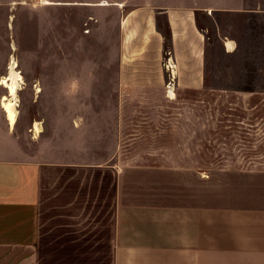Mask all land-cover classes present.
I'll list each match as a JSON object with an SVG mask.
<instances>
[{
    "label": "crops",
    "instance_id": "1",
    "mask_svg": "<svg viewBox=\"0 0 264 264\" xmlns=\"http://www.w3.org/2000/svg\"><path fill=\"white\" fill-rule=\"evenodd\" d=\"M74 5L94 14L71 36L105 56L26 71L41 122L24 155L7 121L0 139V264H264V169L191 166L182 149L209 113L175 105L264 100V0Z\"/></svg>",
    "mask_w": 264,
    "mask_h": 264
},
{
    "label": "rangeland",
    "instance_id": "2",
    "mask_svg": "<svg viewBox=\"0 0 264 264\" xmlns=\"http://www.w3.org/2000/svg\"><path fill=\"white\" fill-rule=\"evenodd\" d=\"M88 1L93 2V0H0V84L11 69L20 76L14 99L17 124L10 133L11 140L7 142L18 155L25 153L26 136L31 130L27 131L26 126H31L33 121L41 122V116L33 115L27 119L26 71H31V66L40 65L41 61H51L56 65L58 60L105 56L104 51L99 53L97 45L91 41L86 42L83 50H80L81 39L71 36L75 30L82 33L89 31L91 22L89 17L93 16L94 11L88 7L74 5ZM50 2L60 5L47 6L51 4ZM96 15L105 17L107 14L96 12ZM7 95V90L0 85V108L2 98ZM175 105L179 108L193 107L197 112L204 109L209 113L193 117L194 144H198V147L188 149V154L182 149L187 159L193 154L194 163L190 164L191 166L210 172L221 169H264V100L198 99L195 96L190 100H178ZM4 115L3 111L0 112V139L3 142L8 139L5 134L7 123ZM38 123L34 125L41 130ZM207 134L209 142L205 139ZM127 150L128 155L134 156L142 149ZM43 210L42 219L50 220L52 210H49V205L45 204ZM46 262L58 264L55 260ZM81 262L83 260H68V263L72 264ZM89 262L93 264V261H84L83 264ZM107 262L108 259L100 260L99 264Z\"/></svg>",
    "mask_w": 264,
    "mask_h": 264
},
{
    "label": "bare ground",
    "instance_id": "3",
    "mask_svg": "<svg viewBox=\"0 0 264 264\" xmlns=\"http://www.w3.org/2000/svg\"><path fill=\"white\" fill-rule=\"evenodd\" d=\"M14 67V65H13ZM20 81V76L18 73L11 69L8 76L5 77L1 84L7 90V97H3L1 101V108L5 114L8 126L13 129L17 123V112L15 110V96L17 92L18 82ZM33 132L35 135H39L41 130L37 125L33 126Z\"/></svg>",
    "mask_w": 264,
    "mask_h": 264
},
{
    "label": "built area",
    "instance_id": "4",
    "mask_svg": "<svg viewBox=\"0 0 264 264\" xmlns=\"http://www.w3.org/2000/svg\"><path fill=\"white\" fill-rule=\"evenodd\" d=\"M170 87H171L170 84H168V85H167V90H168V91L170 90Z\"/></svg>",
    "mask_w": 264,
    "mask_h": 264
}]
</instances>
